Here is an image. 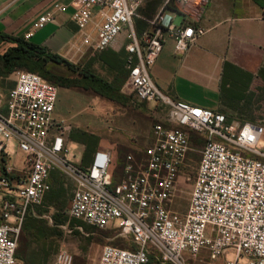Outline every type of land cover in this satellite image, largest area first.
<instances>
[{"label": "built area", "instance_id": "2783aa9c", "mask_svg": "<svg viewBox=\"0 0 264 264\" xmlns=\"http://www.w3.org/2000/svg\"><path fill=\"white\" fill-rule=\"evenodd\" d=\"M141 0L56 1L32 22L34 30L71 8L70 18L81 45L106 48L119 34L127 39V83L134 96L166 107V123L153 125L154 139L135 158L126 155L122 177L114 182L111 152L96 148L87 165L66 157L65 138L55 127L58 85L39 73L17 69L14 83L0 89V160L17 145L28 167L27 178L4 199L0 215V264H20L16 256L24 214L50 189V171L59 168L74 182L69 214L96 227L114 224L132 246L102 245L95 264H145L150 255L160 264H186L183 252L206 248L210 257L226 256V264H264V124L228 118L224 111L175 98L153 79L150 67L167 35L182 53L203 33L192 24L163 27L158 12L151 27L138 36L134 18ZM207 0H164V5L201 6ZM97 12L100 20L93 22ZM264 16V11H263ZM93 23V30H86ZM193 127L205 140L184 213L172 210L179 167L190 148ZM228 254H232L228 257ZM65 249L54 264H71Z\"/></svg>", "mask_w": 264, "mask_h": 264}, {"label": "rangeland", "instance_id": "374dc122", "mask_svg": "<svg viewBox=\"0 0 264 264\" xmlns=\"http://www.w3.org/2000/svg\"><path fill=\"white\" fill-rule=\"evenodd\" d=\"M173 12L164 10L163 26L168 25ZM139 29L140 34L145 29L150 30L146 24L140 25ZM107 58L110 57H106L109 60ZM123 58L126 60V55ZM90 61L93 72L112 83L114 78L108 64L101 63L98 57L90 54L85 60L74 62L86 65L85 62ZM47 67L63 81L68 82L69 78L74 77L78 83L75 86L58 84L53 111L56 131L65 138L66 157L74 163L86 164L94 149L106 148L111 152L109 170L113 181L117 182L123 175L126 155L130 153L138 158L141 149L154 139L153 125L157 122L166 123V107L137 99L127 78L121 84L114 79L115 87L109 89L102 82L83 77L80 72L72 71L61 63L50 62ZM17 69L27 68L19 66L7 75L0 76V89L6 90L13 85ZM247 72L230 67L221 73L217 93L222 106L214 107L228 113L231 118L264 124V65L261 72ZM201 87L194 86L191 90H205ZM206 94L209 92L206 91ZM184 127L190 134V148L179 167L175 190L168 204L172 210L182 213L190 201V189L205 140L201 131ZM261 138L264 141V132ZM7 147L10 152L0 160V210L4 199L25 182L28 173L23 153L17 145ZM73 189L71 177L61 169L53 168L50 190L40 201L29 206L32 210V214L27 216L29 218L24 220L23 217L16 250L20 264H54L56 254L61 249L72 255L71 264H95L103 244L133 245L130 239L119 233L114 224L96 227L70 216ZM231 255L228 254V257ZM183 256L186 264H226L227 255L212 258L206 248H202L195 255L183 252Z\"/></svg>", "mask_w": 264, "mask_h": 264}, {"label": "crops", "instance_id": "0c3cea01", "mask_svg": "<svg viewBox=\"0 0 264 264\" xmlns=\"http://www.w3.org/2000/svg\"><path fill=\"white\" fill-rule=\"evenodd\" d=\"M56 1L69 3L71 0H0V32L25 35L38 15ZM165 9L174 11L167 26L192 24L204 31L182 53L175 52L174 39L167 35L161 52L150 67L153 79L175 98L213 108L221 107L217 87L224 62L229 61L253 73L264 62V4L257 0H207L201 6L193 4L183 8L172 3L164 5V0H141L134 20L146 22L158 12L163 14L164 20ZM70 12L71 8L64 13H56L53 21L34 30L28 39L72 61L85 60L93 49L81 45V34L71 20ZM99 20V14L95 12L93 22ZM86 30L92 31L93 23ZM124 40L125 35L121 33L107 46L106 52L115 57V64L121 63L125 56L123 51L119 52ZM7 45V42L0 41V50ZM107 53L103 55L107 56ZM108 69L112 71V68ZM194 86H202L205 90L196 89V93L191 90ZM52 132H56L55 127Z\"/></svg>", "mask_w": 264, "mask_h": 264}, {"label": "trees", "instance_id": "16d2710c", "mask_svg": "<svg viewBox=\"0 0 264 264\" xmlns=\"http://www.w3.org/2000/svg\"><path fill=\"white\" fill-rule=\"evenodd\" d=\"M257 1L260 2L261 4H264V0H257ZM144 24H146L149 28L148 23L143 22L141 20H136V21L134 20V26H135V30L138 36L142 35L140 34L141 32H140L139 27L140 25H144ZM144 31H148V29H145ZM0 41L10 42V44L6 48L0 51V76L1 77L7 75L14 68L23 66L27 68L28 70H32V71L39 73L43 77L56 83L57 85L59 84L60 86H70V85L75 86L78 84L76 79H74V77L69 78L68 82L63 81L62 78H59L58 76L56 77L55 74L47 67L50 62L61 63L67 68H70L72 71L80 72L83 77H88L91 80L102 82V84L107 86L109 89H113L115 87V84L113 83L114 79L118 80L119 82L117 83L121 84V81H124L128 75V69H126V67L124 68L125 58L122 59L121 63L118 62V64L117 63L115 64L114 63L115 57H113L111 53L106 52L107 47L101 50H95L92 53V55L98 57L102 61L104 60L105 62H107L108 66L112 68V71H110L111 74L113 75L112 77L114 78L112 83L111 81L110 82L105 81L102 77H99L95 72H93V70L91 69V66L89 65L91 61L88 63L85 62L86 65H83L84 63L80 65L79 63H75L69 58L63 56L62 54L49 49L45 45L38 44V43H35L29 40L28 37H25L24 35H15V34H8V33L0 32ZM126 41L127 39L124 40L123 46L119 50V52L123 51L125 55H127V51L125 48ZM103 53L104 54L107 53L108 55L105 56L103 55ZM106 57H110V58H107L109 60H106ZM263 65H264V62L258 68L257 71L261 72ZM230 67L238 69V70H244L243 68L237 66L236 64H233L229 61H225L223 64L222 72L225 73L226 70ZM117 85L118 84H116V86ZM225 114L227 115L228 118H231L230 115H228V113L225 112ZM2 157H4V155L1 156V159ZM90 157L91 155L89 156V159L86 164H81V165H87L90 161ZM51 171H50V181H51ZM30 213L32 214V210L30 207H28V209L26 210L24 214V220L29 218L27 216ZM77 219H80V218H77ZM16 256H17V251H16ZM145 264H160V263L154 258L153 255H150L148 261Z\"/></svg>", "mask_w": 264, "mask_h": 264}]
</instances>
